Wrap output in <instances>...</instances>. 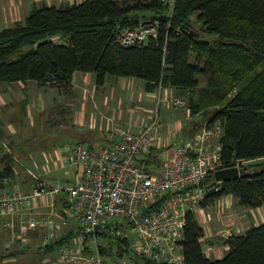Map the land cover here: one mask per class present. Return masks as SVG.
I'll use <instances>...</instances> for the list:
<instances>
[{
  "label": "trees",
  "instance_id": "16d2710c",
  "mask_svg": "<svg viewBox=\"0 0 264 264\" xmlns=\"http://www.w3.org/2000/svg\"><path fill=\"white\" fill-rule=\"evenodd\" d=\"M147 22L157 23L155 38L128 47L117 42L118 28ZM76 70L93 72L98 87L106 75H114L140 78L147 90L160 86L189 92L190 112H200L206 127L222 128L224 168L264 156V0H174L172 5L162 0H84L33 8L23 22L0 30V83L34 80L67 89ZM197 77L206 78L205 86L198 87ZM1 161L0 178L11 175V154L4 152ZM238 169L249 175L217 182L208 173L199 206H211L228 194L242 206H260L264 161ZM78 232L69 230L38 249H54ZM96 234L104 240L102 264H117L115 259L129 252L125 238L104 230ZM203 235L193 212L186 211L178 242L183 264H264V222L228 235V250L219 259L205 255Z\"/></svg>",
  "mask_w": 264,
  "mask_h": 264
},
{
  "label": "crops",
  "instance_id": "0c3cea01",
  "mask_svg": "<svg viewBox=\"0 0 264 264\" xmlns=\"http://www.w3.org/2000/svg\"><path fill=\"white\" fill-rule=\"evenodd\" d=\"M83 1L0 0V30L23 22L33 8L42 5L60 7ZM197 78L198 87L205 86L206 78ZM145 84L136 77L106 75L98 87L93 72L80 70L73 72L67 89L41 85L34 80L1 82L0 170L4 166L1 161L4 152L11 154L13 162L11 175L0 178V187L18 185L28 193L36 178L53 185H72L78 169L60 154V147L78 142L100 145L120 129L142 130L155 116L158 123L152 127L150 135L164 143L165 147L157 148L161 161L172 152L177 142L182 141L184 131L189 128H194L195 133L203 128L209 129L213 133V143L220 145L222 128L216 126L219 124L206 127V120L200 112H190L186 102L189 92L160 86L147 90ZM175 98L184 101V105L173 106L172 99ZM155 149L156 146L151 147V151ZM163 151L166 152L164 158ZM254 160L262 162L264 156ZM159 163L158 159L149 166L157 172ZM62 197L61 194L54 207L42 200H34V207L49 218L48 224L34 230H23L18 224L7 227L5 223L14 221L15 216L0 218V244H4L0 263L9 264L25 248L42 247L75 229L69 205H63ZM196 209L192 212L204 230L201 246L210 259L225 255L228 235L240 234L250 226L264 222V202L258 207H245L231 194L222 196L211 206ZM64 220L73 227L62 229L66 224ZM59 227L61 231L55 233ZM49 235L52 236L50 239ZM54 249L40 248V253L43 256L51 254ZM175 252H181L179 244Z\"/></svg>",
  "mask_w": 264,
  "mask_h": 264
},
{
  "label": "built area",
  "instance_id": "2783aa9c",
  "mask_svg": "<svg viewBox=\"0 0 264 264\" xmlns=\"http://www.w3.org/2000/svg\"><path fill=\"white\" fill-rule=\"evenodd\" d=\"M162 1L172 5L174 0ZM157 29L156 22L123 26L115 37L128 47L155 38ZM172 103L179 107L183 101L175 98ZM157 123L155 116L138 132L120 129L100 145L78 142L60 147V154L78 169L74 183L60 186L36 178L28 193L18 185L0 187V218L15 216L5 225L18 224L23 230L45 226L49 218L34 207V200L54 207L62 194L80 232L45 254L44 264H102L100 245L104 240L96 234L100 230L125 238L129 249L134 246L129 252L136 257L183 264L182 253L175 251L182 238L185 213L199 206L207 174L224 168L221 146L213 143L209 129L194 131L192 137L175 144L155 172L149 162H156L157 148L165 147L150 135ZM153 146L155 151H151ZM253 162L240 160L235 166Z\"/></svg>",
  "mask_w": 264,
  "mask_h": 264
},
{
  "label": "rangeland",
  "instance_id": "374dc122",
  "mask_svg": "<svg viewBox=\"0 0 264 264\" xmlns=\"http://www.w3.org/2000/svg\"><path fill=\"white\" fill-rule=\"evenodd\" d=\"M150 14V13H149ZM148 13H146L145 15H149ZM193 17V16H192ZM145 19H147L146 17H144L142 20H145ZM193 26L195 27V28H197L198 26H199V24H197V22L195 23V24H193ZM56 40H58L57 38H56ZM193 60V59H192ZM199 78H202V77H199ZM201 84H203V83H201ZM183 105H184V101H183ZM216 126H220V125H216ZM221 127V126H220ZM219 127V128H220ZM219 128H217V130L219 129ZM216 130V131H217ZM187 138H189V137H187ZM157 141V140H156ZM166 152L165 151H163V155H162V157L163 156H165L166 154H165ZM159 157V159H160V163L162 162L161 161V156L159 155L158 156ZM164 158V157H163ZM150 163V162H149ZM159 163V164H160ZM161 165V164H160ZM196 208H198V206L197 207H194L193 209H194V211H196L197 209ZM64 221H66V224H61L62 225V229H66L67 227H70L71 228V226H72V224H70V222L69 221H67V220H64ZM69 224H70V226H69ZM73 227V226H72ZM69 229V228H68ZM61 231V229H60V227L58 228V230H56V232L55 233H59ZM52 236L51 235H49V239L51 238ZM0 245H2V246H0V260H2V258H3V249H4V244H0ZM133 245L131 246V248L129 249V251L131 252V251H133ZM5 251V250H4ZM41 252V250L40 249H38V248H36V247H27V248H25V250L24 251H21V252H19L17 255H16V257L15 258H13L12 259V262H8L9 264H44L43 263V261H42V259H43V254L42 253H40ZM130 252H128L126 255H124L123 256V258L122 259H115V261L117 262V264H143L144 263V259H143V256L142 255H140L141 257H139L138 256V258L135 256V253H130ZM46 256V255H45ZM103 258H104V256H103ZM135 262H134V261ZM0 264H7V263H0Z\"/></svg>",
  "mask_w": 264,
  "mask_h": 264
},
{
  "label": "water",
  "instance_id": "95a60500",
  "mask_svg": "<svg viewBox=\"0 0 264 264\" xmlns=\"http://www.w3.org/2000/svg\"><path fill=\"white\" fill-rule=\"evenodd\" d=\"M134 16L137 15V13L132 14ZM194 134V128H189L184 131L182 141L186 139L187 137H192ZM249 173L241 171V169H238L237 167H226L221 168L213 172L214 180L217 182H223V181H230L235 180L237 178H242L245 176H248ZM147 260H150V258H145Z\"/></svg>",
  "mask_w": 264,
  "mask_h": 264
},
{
  "label": "bare ground",
  "instance_id": "6f19581e",
  "mask_svg": "<svg viewBox=\"0 0 264 264\" xmlns=\"http://www.w3.org/2000/svg\"><path fill=\"white\" fill-rule=\"evenodd\" d=\"M100 234H101V232H100ZM106 235V234H105ZM139 257H141V256H139ZM138 258V257H137ZM134 261V260H133ZM148 261V260H147ZM149 261H151V260H149ZM135 262V261H134Z\"/></svg>",
  "mask_w": 264,
  "mask_h": 264
}]
</instances>
